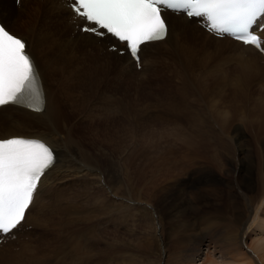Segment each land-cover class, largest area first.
<instances>
[{"label": "bare ground", "instance_id": "6f19581e", "mask_svg": "<svg viewBox=\"0 0 264 264\" xmlns=\"http://www.w3.org/2000/svg\"><path fill=\"white\" fill-rule=\"evenodd\" d=\"M72 2L73 0H0V20L8 29L15 33L10 25H19L20 22L28 26L24 33L15 34L26 40L27 51L33 56L39 71L45 99L40 111L24 105L0 106V138L18 135L40 137L51 143L57 153V160L42 177L34 202L26 212L23 221L33 228L25 227L24 236L21 233L23 228L19 229L21 234L15 236L17 239L12 235L0 243V248L4 246L19 249V252L11 251L9 259L4 260L6 264H42L44 262L45 256L42 257L38 253L41 252L40 247L44 246L43 244L48 240L47 233L50 231L46 228L49 227L50 219H53V215L50 216L51 204L48 199L52 193V186L69 174L71 166L83 163L87 165L94 159L93 147H96L99 132L96 121L98 112L95 111V106H92L84 115L86 119H81L80 113L77 115L81 108L78 98H82L84 107H88L89 102L85 101L87 98L84 100L83 95L96 96L103 84L109 89L129 88L133 77L143 80V84L133 83L135 92L142 94L137 96L138 101L134 97L135 99L124 102L123 98L128 99V94L124 93L123 98L115 99L117 105H115L116 101L111 104L112 96L105 91L102 93L103 102L101 101L100 104L101 112L110 115L113 119V121L111 119L112 123L117 124L114 133L119 130L122 133L118 142L114 144L112 143L116 138L110 133L107 142L108 145L117 144L118 148L111 147L114 151L120 150L121 153L118 163L121 167L115 166L117 169L114 167L108 170L111 181L109 189L113 195L130 201L131 199L126 196L131 195L132 182L141 193L142 191L150 192L147 188L145 189L146 184L143 181L146 176L145 163L142 161L143 158H136L134 153H131L132 147L144 150L146 146L156 149H160L161 146V149H164L163 142L170 145V148L175 145L174 143H182V146L192 152L191 156L194 159L198 157L205 162L208 167L206 177L203 178L205 181L216 179L217 173L212 166L215 164H221L226 172L225 175L231 172L235 178L229 180L224 176L222 180L220 179L227 197L221 192L223 187L221 190L216 189L221 199L219 204L222 205L223 216L215 220L209 219L202 231L198 233L193 224H183L186 225L182 229L184 231L178 229L173 238L178 248L179 244H185L186 247H180L174 254L169 255L170 259L164 264H171V262L173 264H264V82H257L256 86L252 84L256 82L257 72H260L261 67L260 61L264 59V55L253 45H246L228 35H217L203 27L195 17L166 10L165 15L169 24L168 35L163 40L148 42L141 46L142 67L138 69L136 61L128 54L123 42L110 34L101 38L103 36L82 30L84 27L91 28L93 25L74 12L71 8ZM27 4L45 7V14L38 19L36 16L32 17ZM262 35L264 36V29ZM163 49L171 57L173 56L174 64H180L178 60L182 63L181 69L177 73L174 72L176 74L174 80L171 79L177 83L180 99H176L175 93L172 97L174 90L173 88L170 91L167 90L166 85L164 89L167 91L162 94L152 92L150 95L149 90L145 88L147 82L150 85L159 73L156 64L162 54L157 51ZM182 65L188 67L191 72ZM84 67L96 68L99 73H88ZM196 68L199 72H195ZM220 75L226 79L224 83H228L227 79L230 77L237 78V82L235 81V85L231 81L228 85L226 84L228 86V90H226L227 86L224 89L226 91H219L223 89L216 91ZM94 86L97 88L95 92L92 90ZM115 91L113 90V93ZM108 92L112 93V90ZM195 92L200 93L201 99L209 97L207 119L202 116V112H196L195 109L194 112L191 111L192 107L190 108L188 102H184L183 106L182 99L187 101L189 93H192L191 97H194ZM152 96L156 98V103H167L168 99L170 101L168 105L172 104L171 110L181 114L186 123L191 121L189 131L186 130L185 121L181 118H171L168 121L157 114H149V117L145 118V114L150 113V103H146L144 99ZM217 99L220 101L222 99V104ZM219 102L222 107L219 106ZM118 103L124 105L121 106ZM185 104H188V111ZM241 111L244 114H241ZM116 112L118 115L121 113L122 120L115 116ZM163 162L166 164L163 165L164 170H160L162 165L156 163L155 171L159 172L165 181H171L173 176L169 164L173 162L167 155ZM90 170L92 168L86 166L83 172H90ZM82 176L80 178L86 177ZM130 177H133V180ZM75 180V178L71 179L69 184L72 185ZM195 183L194 180L187 185L190 189L197 188ZM115 190L127 195L120 197ZM61 194L60 196L63 197ZM244 198L247 199V207L243 202ZM213 199L210 200V204ZM82 202L94 203L88 199ZM137 202L139 203L140 200ZM232 209L236 210V213L232 214ZM57 211L53 212L56 214ZM248 211L252 214L250 217L245 215ZM72 221L70 224H73ZM65 223L67 224L68 221L65 220ZM58 224L62 225V222L58 221ZM76 225L79 229L80 224ZM76 225H73V228H76ZM255 229L261 230L262 233H260L261 237H255L256 243H252V246L247 245V249L256 255V261H253L248 259V256L246 258L242 255L245 254L243 245H245L247 233ZM59 235L58 231L51 234L49 243L46 245L47 249L45 248L52 260H62L52 255L54 249L59 248L56 242ZM202 235H204L203 238ZM7 240L9 242H6ZM52 240L54 244L50 249ZM7 250L10 249L7 248ZM197 260L200 263H197Z\"/></svg>", "mask_w": 264, "mask_h": 264}, {"label": "rangeland", "instance_id": "374dc122", "mask_svg": "<svg viewBox=\"0 0 264 264\" xmlns=\"http://www.w3.org/2000/svg\"><path fill=\"white\" fill-rule=\"evenodd\" d=\"M26 6L31 11L32 17L36 16L38 19L45 14V7L40 8V5H37L36 7L35 4H27ZM10 28L15 33L21 34L24 33L25 30H27L26 28H28V26L26 23L20 22L19 25H10ZM101 38H104V36ZM151 51L154 52L155 50ZM157 53L162 54L160 56L161 58L157 60L158 62L156 64V69L159 70V73L157 74V77L154 80L155 82L153 81L150 85H148L147 82L145 88L149 90L150 95H152V92H160L162 94L163 92L167 90L170 91V89L173 88L174 92L172 93V97H174L175 93L176 99H180V96L178 95L180 90L178 89L177 83L173 82L171 79L174 80L176 75L174 72L177 73V71L181 69L182 63L180 60H178L180 64H174L172 62L173 56L171 57V55H169V53H167L164 49L161 51H157ZM260 63V72H257L258 76L256 78V82L252 83L255 86L257 82H264V69L262 68L264 67V59L261 60ZM176 65L179 66L177 67ZM182 67L188 68L183 65ZM84 69L88 73H99V70L96 68L84 67ZM194 70L195 72H199V69L197 68ZM168 78L170 79L169 81L167 80ZM220 78L222 79L223 77H221L220 75V77L218 78V85L216 84L215 89L216 91H218L219 89H223L219 90L221 92L226 91L228 90L227 85L230 83V81L232 82V84L234 83V85L237 82V78L233 77L227 79L229 80L228 83H224L226 82V79L223 78L221 80ZM231 78H233L234 80ZM133 79L130 80L131 84L129 85V88L109 89L107 85L103 84L100 86V89H98L99 92L97 91L96 96H91L87 94L83 95L84 100L87 98V100L85 101L89 102L87 104L88 107H84V102L82 98H78L79 103H81V108L79 109L77 115L80 113L79 117L81 119H86L84 115H86L87 110L90 109L92 106H95V111L98 112L96 121L97 125H99V132L97 131L98 136L96 147H93L94 159L87 165L85 163H81L82 165L76 164L71 166L70 172L68 174L69 177L68 175H65L61 178V180H59L52 186V193L49 197L52 199H50V216L53 215V219H50L48 224L49 227H47L46 229L50 231H48L49 233H47L48 240L51 234L56 233L57 231L60 233V235L57 237L58 240L56 241L59 248H55L52 252V255L53 257H57L62 260H52L51 255L46 250V245L49 243V241L47 240V242L43 244L44 246L40 247L41 252L39 250V253L36 252L42 257L45 256V260L42 264H56L57 261V264H164L167 260L170 259L169 255H171L172 253L174 254L176 250L178 251V249H180V247H186L185 244H179L180 247L178 248L175 243V239L173 237L174 233L179 231L178 229L183 232L184 230L182 229L188 223H191L194 225L196 229L195 231L198 233V231H202L209 219L215 220L223 216V213H221L222 205L219 204V202H221V199L216 191L222 189L223 186L221 180L224 176L228 177L230 180L235 178L234 174L229 172L228 175H225L226 172L222 168V165L215 164L212 166L213 170H215V172L217 173L216 179L208 182L205 181L203 178L206 177L208 169L205 162L202 159H199L198 157L194 159L191 156L192 152H190L189 149L187 150L185 146H182V143H174L175 145L172 144L174 146H171L170 148V145H168L166 142H163L164 149H161V146L160 149L146 146L144 148L145 151L137 148L135 149V146L132 147L131 153H134L133 155L136 158H143L142 161H144L145 163L144 170L146 175L143 179L144 184H146V186H144L145 189L147 188L150 192L142 191L141 193L140 190L136 186H134L133 182L132 185H130L132 186L131 195H127L124 192L115 190L117 195H119L120 197L123 195H127L126 197H129L131 199L130 201H128V199L125 200L123 198L114 196L112 191L109 189L111 181L108 177V170L110 168H114L115 166L121 167L118 165L121 153L118 149V151H114L112 149V147L118 148L117 144L108 145L107 142L109 140L110 133L114 134V137L116 138V140H114L112 144L116 143V141L118 142V140L120 139V134L122 135V133H120V130L119 132L114 133L117 128V124L112 123L113 119L110 115L101 112L100 104L103 102L102 93L106 91L109 96H112V98L110 97L111 104L117 100L116 98H123L124 93L128 94V99L123 98L124 102H127V100H132L134 97H136L137 99V96H142V94L135 92L136 89L134 88L135 85L133 83H136L137 85L138 82H141V84H143V80H137L134 77ZM157 84H160V86H157ZM179 84L181 85L180 81ZM219 86H221L222 88H218ZM226 86L227 89L225 88ZM165 87L167 90L164 89ZM96 89L97 88L94 86L92 89L93 92H95ZM110 90H112V93L113 90L116 91L112 94L108 92ZM189 95L190 96L186 98L187 101H184V99H182L183 106L184 102H188L190 108L192 107L191 111L195 109L194 111L196 112H202V116L207 119V109L210 106V104L208 103L209 97L201 99L202 96H200V93L198 92H195V95L197 97H191L192 93H189ZM141 98L142 97H140L139 99ZM190 98L192 99L190 100ZM144 100H146V103H150V113L145 114V118L149 117V114H157L160 118H166L167 120L171 118L183 119L181 117V114L175 113L173 110L170 109V106H172V104L168 105V103L170 102L168 99L167 103H156L157 100L153 96L151 98L147 97ZM164 101H166V99ZM217 101H220V99H217ZM220 102L222 104L223 100L221 99ZM220 102L218 104L222 107ZM115 105H117V101ZM123 105L124 104H121V106ZM185 108L186 111L189 110L188 104H185ZM132 112L134 111L132 110ZM241 114H244V112L241 111ZM128 115L131 116V114ZM115 116L118 117L119 120H122L121 113L120 115L117 114ZM183 121H185V119H183ZM112 124L115 126H113ZM190 127L191 121L189 120V122L187 123L185 121L186 130L189 131ZM108 129L111 130L108 131ZM171 139L172 138H170V140ZM168 146L169 150H167ZM203 151L204 150H202V152ZM165 155H167L168 158L173 162L172 164H169L170 168L172 169L173 176V180L171 178V181H165L162 175L159 172L155 171L156 163L162 165L160 166V170H164L163 165L166 164H163V159ZM86 166L92 168V170H90V172L85 171L84 173L83 169ZM154 171L155 174H153ZM82 175L86 177L80 178L83 177ZM74 178L76 180L72 182V185H70V180ZM130 178L131 180H133V177ZM194 180L196 181L195 186L198 187L190 189V186L187 185V183L191 181L193 183ZM64 183L66 185H63ZM214 186L216 187L214 188ZM221 192L225 194V197H227L226 190L224 187ZM60 194L63 195V197H61ZM185 195L188 196L185 197ZM84 199L92 200L94 203L86 204L84 202L88 201L82 202V200ZM211 199H213L212 204L209 203ZM139 200L140 202L138 203L137 201ZM243 202L247 207V199L244 198ZM216 203H218V205ZM76 205L77 207H75ZM233 209L231 210V212L233 211ZM53 211H57L58 213L55 214ZM234 213H236V210L232 212V214ZM245 215L250 217L252 214L248 211ZM68 216L69 218H67ZM65 220L68 221L67 224L65 223ZM58 221L62 222V225L58 224ZM71 221L73 224H70ZM78 223L80 224L79 229V226L76 225ZM183 224L186 225L184 226ZM73 225H76V228H73ZM28 227L30 229L33 228V226ZM25 230L26 228H23L21 230L23 236ZM260 233H262V231L259 229H255V231L249 230L246 236L247 238H245V245H243V249H245L243 250L245 251V254L242 255L243 257L248 256V259L256 261V255L253 254V251L247 249V245L250 244V246H252V243H256V241L254 242V239L257 236L261 237ZM203 236L204 235H202V238ZM199 237L201 236L199 235ZM15 238L17 239V237ZM6 242H9V240H7ZM50 244V249H52L54 241L52 240ZM15 247H17V245H15ZM7 248H9L10 250H7ZM11 251L19 252V249L15 250L11 247L4 246L0 248V264H2V262L3 264H6V261L9 259ZM2 257L5 259H3ZM97 261L100 262L97 263ZM197 263H200V261H198ZM171 264L173 263L171 262Z\"/></svg>", "mask_w": 264, "mask_h": 264}, {"label": "snow or ice", "instance_id": "6c2138e0", "mask_svg": "<svg viewBox=\"0 0 264 264\" xmlns=\"http://www.w3.org/2000/svg\"><path fill=\"white\" fill-rule=\"evenodd\" d=\"M71 7L93 25L83 31L112 35L137 62L142 45L168 35L162 9L206 19L214 32L261 48L253 29L264 27L258 24L264 18V0H73ZM43 100L39 71L25 40L0 24V106L39 111ZM56 159L55 150L40 139H0V233H11L25 220L42 177Z\"/></svg>", "mask_w": 264, "mask_h": 264}]
</instances>
